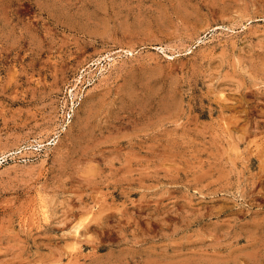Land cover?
I'll return each instance as SVG.
<instances>
[{
    "label": "rangeland",
    "instance_id": "1",
    "mask_svg": "<svg viewBox=\"0 0 264 264\" xmlns=\"http://www.w3.org/2000/svg\"><path fill=\"white\" fill-rule=\"evenodd\" d=\"M0 264H264V0H0Z\"/></svg>",
    "mask_w": 264,
    "mask_h": 264
}]
</instances>
